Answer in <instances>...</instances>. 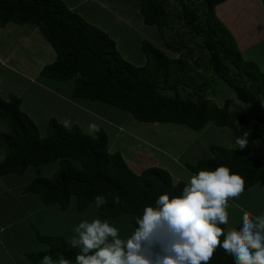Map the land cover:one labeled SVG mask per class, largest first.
I'll return each instance as SVG.
<instances>
[{
  "label": "trees",
  "instance_id": "1",
  "mask_svg": "<svg viewBox=\"0 0 264 264\" xmlns=\"http://www.w3.org/2000/svg\"><path fill=\"white\" fill-rule=\"evenodd\" d=\"M136 1L143 23L158 28L168 50L143 40L140 49L144 63L139 66L123 59L105 31L71 10L63 0H0V26L9 22L37 25L56 54L40 76L57 82L71 80L75 98L102 102L144 123H174L201 130L212 122L230 128L234 142L247 133L244 149L211 145L212 157L184 166L194 173L228 164L244 178L245 189L256 184L264 188V143L258 132L259 125L264 124V72L243 58L233 35L217 18L215 6L224 0L174 1L182 27L201 38L200 47L208 52L214 76L233 89L239 102L249 104L247 113L239 107L238 111L230 109V100L219 107L205 97L212 79L200 81L196 71L200 63L198 59L188 60L183 41L166 39V29L172 23L169 0ZM184 89L188 91L180 94ZM20 105L17 96L11 95L8 100L0 96V118L7 124V133L0 134L5 152L0 177L22 175L29 166L58 161L59 168L52 176L33 178L22 189L24 194H37L44 205L55 203L65 210L75 197L76 208L82 211L97 195H103L107 203L97 209L99 216L116 219L127 214L134 224L131 218L138 216L146 204L163 192L179 193L186 184L180 180L174 183L161 167L133 172L119 151L109 152L108 135L99 126L89 134L76 124L66 128L51 118L41 136ZM114 197H119V204L113 203ZM32 230L37 240L47 245L45 250L26 253L32 264H39L44 255L58 259L61 254L73 258L74 264L75 250L62 236ZM209 264H231V260L218 249Z\"/></svg>",
  "mask_w": 264,
  "mask_h": 264
},
{
  "label": "rangeland",
  "instance_id": "2",
  "mask_svg": "<svg viewBox=\"0 0 264 264\" xmlns=\"http://www.w3.org/2000/svg\"><path fill=\"white\" fill-rule=\"evenodd\" d=\"M63 1L71 10L78 13L90 24L105 31L107 35L115 41L117 50L120 52L122 58L133 65L139 66L144 63V55L140 49V44L143 40L150 41L153 45L168 53V50L165 49L163 44V36L158 28L154 25H145L143 23L139 10V3L136 0ZM169 3L168 10L170 11L172 23L171 26L166 29V39L174 40L175 42L183 41V43L186 44V48H184L183 51L188 53V60L193 62V60L198 59L200 63V68L198 69L195 65V67L193 66L201 75L200 81L212 79V84L205 92V97L219 107H222L226 100H230V109L238 111L237 107H239L245 111V113L249 112V104L239 102L236 99L233 89L214 76L208 64V52L200 47L201 38L199 36H191L190 33H187V29L183 28L181 25L182 22L178 20L177 12H179V9L176 2L174 0H169ZM262 41L263 42L257 45H253L252 48L241 50L238 47V49L244 59L253 61L258 66V69L264 72V40ZM44 83H50L48 84L49 86L55 87L56 89L59 88V90L67 94V96H69L70 90L73 87V82L71 80L61 83H56L54 81ZM33 86L34 87H31L32 90L34 88L37 89L36 85ZM187 91L186 89L183 91L180 90V94H184ZM33 93L36 92L32 91V94ZM38 93L45 94L46 91L41 88ZM77 102L87 106L89 110H93L98 117L88 112V114H78L74 109L72 110L70 108L69 102L66 104L61 101L56 105L57 109L54 113V115L58 116V119L62 120L59 123L64 125L63 121L69 120L70 126L73 124L78 125L80 123L77 118H81V116L84 115L81 121L82 128L78 125L79 128L85 133L90 134L92 133L89 131L88 127L90 123L102 127L109 138V152L118 150L117 146L120 144L122 148H124L123 150L129 153L124 154V161L127 165H130L129 167L135 173H137V171L129 163L131 162L129 160L130 154L132 158H134V160H132L133 163H138V165L144 169L148 167H161L160 162L162 163L163 160H166L169 166V171H167L170 172L169 174L171 175L172 181L176 183L180 180L183 182L186 181L185 183H187L192 173L185 168L184 164H194L198 160L212 157L209 149L211 145L239 149L233 141L230 128L218 127L212 122H208L201 130H193L185 125L174 123H144L135 120L128 112L107 104L105 105L102 102H93L86 99H80L77 100ZM38 129L40 135L44 136L45 127H38ZM258 132L264 143V124L259 125ZM150 144L155 148L160 147L163 151H165L164 148H166L169 155L166 157L164 155L165 152L161 153V150L153 149ZM4 156L5 152L0 146V161ZM58 168V161H54L40 166H29L22 175L11 173L0 178V186H3L0 191V226H4V230L0 232V241L8 242L18 233L13 241L6 244L10 252H0L1 264L31 263L28 258L24 259V257L20 256L19 250L23 248L21 244L23 238L19 237V235L28 238L31 237L33 239L34 243L32 247L28 249L32 252H38L34 244L37 246L40 245L42 248L45 247V249L47 248L46 244H43V242L36 241L33 232L29 231L27 226H24L27 217L22 215V212L25 211L26 208H30L32 211L31 215L33 216L28 218L29 222L33 221L32 224L35 223V226L38 228L37 231L41 234L54 236V234H48L46 227L38 222L37 213L40 210L38 207H41L43 211L47 209L46 211L50 212L53 217L55 205L57 204L47 205L49 206L47 207L41 203L37 194H23L22 189L33 178L44 176L49 178ZM73 201H75V197H72V202ZM235 203L239 208L231 206L232 203L230 202V222L238 221L239 216L244 212L257 215L264 212V188L260 184H256L249 189H245L243 195L236 200ZM19 204L24 205V208H20ZM12 205H14L17 210L10 209L9 206ZM240 206L245 210L240 208ZM78 215L91 219L97 216L98 213L97 210L94 212V206L91 205L80 211ZM14 220L16 221L14 222ZM74 222L77 224L79 221ZM115 224L121 229L122 235H127L132 231L133 224L130 221V216L127 214L116 218ZM53 228H57L56 223ZM57 235L58 234L55 236ZM72 235L73 233L70 234V237H67V239L69 238L70 240Z\"/></svg>",
  "mask_w": 264,
  "mask_h": 264
},
{
  "label": "clouds",
  "instance_id": "3",
  "mask_svg": "<svg viewBox=\"0 0 264 264\" xmlns=\"http://www.w3.org/2000/svg\"><path fill=\"white\" fill-rule=\"evenodd\" d=\"M63 124L67 128L70 121ZM88 127L90 132L99 130L94 123ZM235 144L244 149L247 133L237 136ZM244 192V178L228 164L201 168L179 193L166 191L146 204L131 218L134 224L127 235L98 215L73 225L69 247L75 250L74 264H209L218 249L231 264H264V212H244L230 222V201L238 207L234 202ZM94 203L99 209L107 200L97 195ZM113 203L119 204V197ZM40 264H73V258L44 255Z\"/></svg>",
  "mask_w": 264,
  "mask_h": 264
},
{
  "label": "crops",
  "instance_id": "4",
  "mask_svg": "<svg viewBox=\"0 0 264 264\" xmlns=\"http://www.w3.org/2000/svg\"><path fill=\"white\" fill-rule=\"evenodd\" d=\"M215 14L217 18L228 28V30H230L238 44V47L241 50L252 48L253 45L263 42V0H224V2L215 6ZM51 47L52 46L43 36L39 27L33 23L16 24L9 22L3 26H0V96L5 100H8L11 95L20 98L21 110L24 111L39 128H46V124L51 118H55L58 122L62 121L61 119H58L57 115H54L55 110L57 109L56 105H58V103L61 101L66 104L69 102L70 108L72 110L74 109V111L78 114L91 113L95 117H98L93 110L91 111L87 106L77 102V100H80V98L73 97V87L70 90L69 96H67V94L62 93L59 88L56 89L55 87L49 86L48 84L50 83H44L53 81L40 76V72L43 67L48 65V63H52L56 58L55 51ZM54 82L61 83L57 81ZM33 85H36L37 89L34 88L32 90L31 87H34ZM41 88L46 91L45 94L38 93L39 89ZM32 91L36 93L32 94ZM83 116L84 115H82L81 118H77L80 123L78 125L81 128V121L82 118H84ZM6 129V122L0 118V134H6ZM117 147L118 150L115 151H119L123 159H125L124 154L127 153V151L123 150L124 148H122L120 144ZM151 147L153 149L161 150V148L157 146V148L153 147L152 145ZM164 150L165 151L161 150V153L165 152L164 155L167 157V155H169L167 153V149L164 148ZM129 156V160L131 161L129 163L137 171V173H140L144 168H141L136 162L133 163L132 160H134V158H132L131 154ZM160 164L161 168L166 170L169 169L166 160H163L162 163L160 162ZM128 166L130 165L128 164ZM2 187L0 186V191ZM71 202L65 210H62L58 204L55 205L53 217L50 212L46 211L47 209L43 211V208L41 207H38L40 210L37 213V218L39 220L38 222L46 227L47 233L51 235L54 234V236L56 234L62 235L68 246L69 238L67 239V237H70V234L73 233L72 227L76 223L74 221H80L82 218H85L78 215L80 211H78L76 208V199L72 203ZM91 205L94 206L95 212L97 210L95 203L93 202L89 206ZM19 206L20 208H24V205L19 204ZM9 208L16 209L14 205L9 206ZM240 208L244 209L242 206H240ZM31 213V209L26 208V210L22 212V215L27 217L24 226H27L29 231L33 232L32 227L37 230L38 228L35 226V223L32 224L33 221L29 222L28 220L30 216H33ZM109 220L115 223L116 219ZM15 221L16 220H14V222ZM55 223L57 227L56 229L53 228L55 227ZM0 228L4 229V226H0ZM17 235L13 236L8 242L0 241L1 253L10 252V249L6 244L13 241ZM19 237L23 238V241L21 242L23 248L19 250L20 256L24 257V259H27L26 253L32 252L28 249L32 247L34 241L31 237L28 238L23 235H19ZM34 239L38 241L35 235ZM34 246L37 247L38 251L45 250V247L42 248L40 245L37 246L34 244ZM25 264L31 263L25 262Z\"/></svg>",
  "mask_w": 264,
  "mask_h": 264
}]
</instances>
